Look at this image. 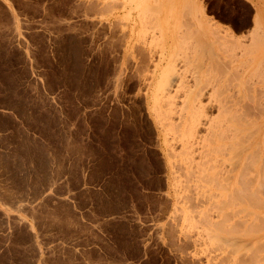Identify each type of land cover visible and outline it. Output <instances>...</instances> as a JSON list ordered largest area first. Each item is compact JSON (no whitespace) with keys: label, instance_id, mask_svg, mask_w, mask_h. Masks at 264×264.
<instances>
[{"label":"rangeland","instance_id":"374dc122","mask_svg":"<svg viewBox=\"0 0 264 264\" xmlns=\"http://www.w3.org/2000/svg\"><path fill=\"white\" fill-rule=\"evenodd\" d=\"M193 1L0 0V264H264V0Z\"/></svg>","mask_w":264,"mask_h":264},{"label":"bare ground","instance_id":"6f19581e","mask_svg":"<svg viewBox=\"0 0 264 264\" xmlns=\"http://www.w3.org/2000/svg\"><path fill=\"white\" fill-rule=\"evenodd\" d=\"M166 3H167V2H166ZM188 3H189V2H188ZM190 4H191V6H197V5L200 6V5L198 4V0H196V1L194 0L193 2H190ZM160 5H161V4H159V6H160ZM187 5H189V4H187ZM187 5H186V6H187ZM201 5H202V4H201ZM191 6H189V7H191ZM161 7H162V6H161ZM184 7H185V5H184ZM187 7H188V6H187ZM198 8H199V7H198ZM195 9H196V8H195ZM201 11H202V10H201ZM258 21H259V20H258ZM206 22H207V21H206ZM258 23H259V22H257V24H258ZM208 24H209V22H208ZM257 26H258V25H257ZM259 29H260V28H259ZM216 30L218 31V29H216ZM219 32H220V31H219ZM218 35H220V34H218ZM219 37L223 38L222 36H219ZM258 41H260V40L257 39V42H258ZM257 42H256V43H257ZM252 43H253V42H252ZM260 43H261V42H260ZM253 44H254V43H253ZM261 44H262V43H261ZM257 45H258V44H257ZM259 48H260V47H259ZM255 51H256V50H255ZM261 61H262V60H261ZM263 61H264V59H263ZM242 66L244 67V65H242ZM242 69H243V68H242ZM251 72H252V71H251ZM238 73H239V72H238ZM262 74H264L263 71H262ZM237 76H238V75H237ZM257 76H258V75H257ZM239 78H240V76H239ZM239 78H238V79H239ZM246 78H247V77H246ZM248 78H250V76H249ZM261 78H262V76H261ZM261 80H262V79H261ZM183 81L185 82V80H183ZM180 82H182V81L180 80ZM239 82H240V81L238 80V83H239ZM197 83H198V82H197ZM242 83H243V82H242ZM260 83H261V82H260ZM244 84L246 85V80H245V83H244ZM197 85H198V84H197ZM163 86H164V85H163ZM245 89H246V88H245ZM247 92H248V91H247ZM251 92H252V91H251ZM256 93H257V92H256ZM194 98H196V97H194ZM256 98H257V97H256ZM253 99H254V98H253ZM237 100H238V99H237ZM239 103H240V102H239ZM257 103H258V101H257ZM246 108H247V107H246ZM190 109H191V108H190ZM190 109H189V110H190ZM252 109H253V107H252ZM252 109H251V110H252ZM234 110H235V109H234ZM236 111H237V110H236ZM236 111H234V112H236ZM243 111H244V110H243ZM242 113H243V112H242ZM258 113H260V112H258ZM261 113H262V112H261ZM247 114H248V113H247ZM262 114H263V113H262ZM240 116H241V115H240ZM240 116H239V117H240ZM237 117H238V116H237ZM232 118H233V117H231V119H232ZM253 118H254V117H253ZM233 119H234V118H233ZM238 119H239V118H238ZM240 120H242V119H240ZM243 120H244V119H243ZM251 120H252V119H251ZM253 120H254V119H253ZM236 121H237V120H236ZM262 122H263V121H262ZM246 123H249V122H246ZM236 124H238V123L236 122ZM240 124H241V123H240ZM243 125H244V124H243ZM246 125H247V124H246ZM261 125H262V124H261ZM214 126H215V125H214ZM216 126H217V125H216ZM211 127H212V125H211ZM215 128H216V127H215ZM248 128H249V127H248ZM240 129H241V128H240ZM240 129H239V130H240ZM244 129H245V128H244ZM211 131H213V130H211ZM211 131H210V132H211ZM261 132H262V131H261ZM211 133H213V132H211ZM216 133H217V132H216ZM216 133H215V134H216ZM222 133H223V132H222ZM251 133H252V132H251ZM215 134H213V135L215 136ZM218 134H219V133H218ZM220 134H221V133H220ZM249 134H250V133H249ZM213 135H212V136H213ZM225 135H226V134H224L223 136H225ZM209 137H210V136H209ZM217 137H218V136H217ZM228 137H229V135H228ZM218 138H222V137H218ZM230 138H231V136H230ZM230 138H229V139H230ZM208 139H211V137L208 138ZM224 139H225V138H224ZM226 139H227V138H226ZM231 139H232V138H231ZM248 139H249V138H248ZM258 139H259V138H258ZM212 140H214V138H212ZM220 140H221V139H220ZM206 142H207V141H206ZM210 142H212V141L210 140ZM230 143H231V142H230ZM253 143H254V142H253ZM223 144H224V143H223ZM227 144H229V143H227ZM257 144H258V143H257ZM234 146H235V145H234ZM257 146H258V145H257ZM221 147H222V145H221ZM231 149H232V148H231ZM227 150H228V149H227ZM234 151H236V150H234ZM234 151H233V152H234ZM237 151H239V150H237ZM256 151H257V150H256ZM258 152H260V151H257V153H258ZM234 153H235V152H234ZM237 153H239V152H237ZM236 155H237V154H236ZM236 155H234V156H236ZM253 155H254V153L252 154V156H253ZM252 156H251V157H252ZM254 156H255V155H254ZM245 162H247V161H245ZM256 162H257V161H256ZM262 162H263V161H262ZM244 164H247V163H244ZM252 168H253V167H252ZM241 169H242V168H241ZM258 169H260V168L258 167ZM260 171H261V170H260ZM263 171H264V169H263ZM260 173H262V171H261ZM255 174L257 175V173H255ZM260 177H262L263 180H264V176H260ZM261 180H262V179H261ZM263 180H262V181H263ZM259 183H260V180H259ZM247 184H248V183H247ZM251 184L253 185V182H252V181H251ZM261 184H262V183H261ZM252 185H250V186H252ZM250 186H249V189H250ZM251 188H252V187H251ZM228 195H229V193H228ZM246 198H247V197H246ZM254 202H255V200L253 201V203H254ZM257 202H258V201H257ZM236 205H237V204H236ZM253 205H254V204H253ZM253 205H252V206H253ZM252 209H254V208H252ZM252 212H253V211H252ZM253 213H254V212H253Z\"/></svg>","mask_w":264,"mask_h":264}]
</instances>
